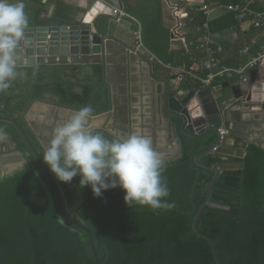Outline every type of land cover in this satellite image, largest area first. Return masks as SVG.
I'll use <instances>...</instances> for the list:
<instances>
[{
	"label": "trees",
	"instance_id": "obj_1",
	"mask_svg": "<svg viewBox=\"0 0 264 264\" xmlns=\"http://www.w3.org/2000/svg\"><path fill=\"white\" fill-rule=\"evenodd\" d=\"M56 1L63 3L66 0ZM164 1L167 2L121 0V3L127 14L139 20L145 44L161 59L171 60L174 55L169 51V44L174 39L163 22ZM206 1L223 6V15L210 21L211 16L200 9L176 0L188 11V16L182 19L181 29H189V32L182 33L190 53L186 52L185 43L181 44L182 51L184 57L190 55L189 58L193 59L187 65H198V74L199 66L202 67L206 60V52L199 46L198 37L210 35L215 45L217 42L212 37L215 32L233 27L240 21L236 13L228 11L225 6L243 4L245 0ZM251 6L252 11L264 12V0H257ZM168 7L173 21L171 6ZM253 15L247 14L244 20H251ZM205 25L208 31L203 29ZM263 42L264 17L259 27L251 25L247 31L241 32L238 42L222 43V50L216 52L219 63L213 70L220 65L235 67L244 64L247 56L239 54V49L248 46L252 54ZM58 66L41 67L52 71ZM94 68L93 72L99 75L101 67ZM26 72L24 77L17 78L24 79L20 85L13 81L10 88L0 92V115H7V110L16 112L25 108L26 111L34 101L76 111L89 105L90 98L102 85L101 75L94 78L84 74L77 76L75 72L72 80L53 74V81H48L43 71L32 73V69H27ZM238 79L237 75L215 77L205 87L221 81L236 83ZM184 85L195 89L202 87L197 80ZM19 88L25 90L21 92ZM47 94L56 96V99L47 98ZM106 108H92L90 116L103 113ZM214 140V137L197 139L185 136L182 157L164 162L162 175L170 189L164 202L171 206L155 211L136 204L131 209L125 204L124 192L119 187L106 190L97 197L90 186L79 187V176L71 183L60 182L43 163L62 198L65 214L91 231L100 264H216L208 242L192 229L196 210L205 198V184L214 174L212 170L197 165L194 157ZM243 146L242 158L227 157V161H238L243 166L221 171L210 187V203L217 206L205 205L197 223L199 231L213 240L222 264H264V148L253 142ZM20 149L27 152L23 143ZM35 149L41 156L45 151L43 147ZM201 161L215 165L223 159L213 152L204 155ZM0 264H95L87 234L61 217L50 187L29 154L26 166L0 177Z\"/></svg>",
	"mask_w": 264,
	"mask_h": 264
},
{
	"label": "water",
	"instance_id": "obj_2",
	"mask_svg": "<svg viewBox=\"0 0 264 264\" xmlns=\"http://www.w3.org/2000/svg\"><path fill=\"white\" fill-rule=\"evenodd\" d=\"M118 2L120 9H122L121 0H118ZM100 12L111 14L112 8L106 6L101 0H95L81 17L80 22L62 24L58 19L44 18L28 23L24 37L16 51L17 70L23 74L27 69H32L35 73L41 66H79L100 63L103 54L109 52L111 44V35H108L109 28L105 32L106 34H103L93 25L94 23L92 24L94 17ZM118 23L132 32L136 33L138 31V25L129 20H120ZM105 61L111 63L109 58H105ZM119 72L118 83L112 88V97L114 96L112 108L105 114L111 122L108 120L107 123L109 124L106 128H91L93 132L103 133L113 140L127 136L128 110L126 102L128 94H133L135 90L133 87L128 88V80L124 73L125 69L121 67ZM156 79L157 81L152 84V88L149 90L150 97L155 100V111L160 121H162L163 112L169 116L165 124L167 144L164 148H154L163 161L174 160L182 156L181 139L177 133V127L181 134L191 138H215L209 147L194 157L197 165L212 170L214 174L205 184V198L196 210L192 229L196 235L208 242L215 263L222 264L216 253L213 240L207 234L199 231L197 223L205 205L217 206L210 203V187L219 177L221 171L224 169H238L243 164L241 162H220L216 165H208L203 163L201 158L213 152L242 158L245 153L244 146L228 145L226 139L233 141L246 140L251 134L250 131L260 132L264 130V66H262L253 81L244 84L241 82L236 84L227 82L216 86L214 89L202 88L203 86L199 89L192 86L186 87L183 83L174 84L173 79L165 77ZM135 83L133 78L129 79L130 85H135ZM117 99L119 100L117 101ZM120 102H124L125 114L122 113V109H119L121 108ZM24 109L18 111L17 114L25 117L26 111ZM7 115V117H0V122L10 124L19 134L25 144L27 153L35 160L50 187L61 217L69 225L87 234L95 264H100L91 231L83 224L71 220L65 214L62 198L43 163V157L33 147L23 129L24 127L17 121L14 113L8 110ZM123 115L125 118L121 121L120 118ZM27 118L29 119L28 115ZM219 127H224L229 131V134L221 142L217 130ZM47 131L49 132V130ZM117 132L120 133V136L116 134ZM50 133L52 134V132ZM0 134L5 136V141L11 146V152H8V154H3L7 151V147H0V168L4 167L6 170L8 164L16 162V159L13 160L14 162L10 160L13 157L11 154L15 153L20 156L18 166L15 169L6 170L4 174L0 175V177H3L23 168L28 161L21 151L13 149L10 134L4 130H1ZM47 141L44 143L45 147Z\"/></svg>",
	"mask_w": 264,
	"mask_h": 264
},
{
	"label": "crops",
	"instance_id": "obj_3",
	"mask_svg": "<svg viewBox=\"0 0 264 264\" xmlns=\"http://www.w3.org/2000/svg\"><path fill=\"white\" fill-rule=\"evenodd\" d=\"M106 6H110L112 9L114 7H119L118 0H101ZM176 2V0H172ZM200 1V0H197ZM11 2H15V0H11ZM25 4V14L28 17V23L32 21L42 20L44 18L48 19H58L62 24H73L80 22L81 17L84 13L89 9L90 6L95 2V0H66L63 3H58L56 0H23ZM39 2V3H38ZM132 2V0H131ZM61 4V5H58ZM167 2L163 3V22L165 27L170 29L172 27L173 21L170 15L169 7ZM252 7V6H251ZM123 11H125L122 8ZM126 12V11H125ZM105 14V15H104ZM223 15L222 8H216L209 15L210 21L214 20ZM107 16V17H106ZM132 16V15H130ZM135 18L134 16H132ZM253 19V18H252ZM251 19V20H252ZM138 22V32H132L127 28L121 26L118 22L114 20V17L109 13L100 12L94 17L92 24L95 25L103 34H106L105 27H109L108 35H111V44L109 52L103 54L102 61L97 64L90 65H65L66 67H72V70L69 67L65 68V66H58L55 69L47 70L46 68L40 67L39 71H43L46 79L49 78L48 81H53V74L55 76H59L62 78H70L74 77L73 75L77 74V76L81 75H91L96 78L99 75L102 76V85L101 89L94 92L93 96L89 100V105L94 108L106 107V111L100 113L98 115L90 116L89 118V126L91 128H106L109 124L107 123L109 118H106L105 115L108 110L112 108V102L114 101V96L112 92L113 86H116L118 83V77L120 76L119 69L123 67L125 69L126 78L128 80V88H134L133 94H128V100L126 102L127 107V135L132 132H138L142 135H147L151 138L153 148H164L167 144V133H166V121L169 119V116L163 112L162 121L158 117V114L155 111V100L153 97H150L149 90L152 88V84L157 81L156 78H170L173 79L174 84L186 83L189 81L201 82V77L205 74V70L199 66L200 73L198 74V65L191 64L193 59H190L189 56L187 58L184 57L185 52L182 51L181 44H184L180 40L174 39L169 44V51L174 55L173 59L165 60L158 57L150 47L145 44V41L142 37V28L138 19L135 18ZM251 20H243L239 21L237 25H233V27H228L227 29H223L222 31L215 32L212 37H214V41H216L219 45L222 46V43H234L238 42L240 39V33L245 32L249 29V26L252 25ZM189 32L188 28H183L182 31ZM105 31V32H104ZM200 37V36H199ZM198 37V39H199ZM197 39V40H198ZM138 41V43H137ZM144 46V50H148L149 53L157 56L163 64L159 62L151 63L148 60V54L134 52V47L137 45ZM216 43V44H217ZM161 44V43H160ZM226 44V43H225ZM186 48H188L187 44H184ZM142 46L140 47L142 50ZM184 46V47H185ZM185 49V48H184ZM189 54L190 50H186ZM228 53V52H227ZM226 53V54H227ZM178 55V57H177ZM183 55V56H182ZM105 58H109L111 63H107ZM99 65L101 67V71L99 75L94 73L95 66ZM110 68V69H109ZM184 71H187L184 73ZM20 72V71H18ZM27 72L25 71L20 77H24ZM32 73H34L32 71ZM171 75L173 78H171ZM257 75V72L248 69L246 76L249 77V81H253L254 76ZM51 77V78H50ZM256 77V76H255ZM133 78L135 85L129 84V79ZM238 81L236 83L241 82L242 84L248 82H242L240 77H238ZM182 79V80H181ZM73 80V79H72ZM15 82L22 83L24 79H16ZM34 81V80H33ZM228 81H221L219 83H213L212 87H205L208 89H214L218 85H223ZM230 83V82H229ZM231 83V84H236ZM20 90V88H19ZM25 88L20 91H24ZM78 92H81L80 88H76ZM189 90V89H188ZM25 93V92H23ZM47 98H55L56 96H51L47 94ZM119 99H117L118 101ZM122 113L125 111L124 102H120ZM74 110L67 109L65 107H59L53 104H49L44 101L34 102L30 108L26 110V116L23 117L20 114L16 115L17 121L25 128L30 127L31 129H36L37 132L47 135L50 137L53 129L63 123ZM125 114V113H124ZM29 116V119L27 118ZM2 116V115H0ZM5 116V115H4ZM124 115L120 118L121 121L124 120ZM111 122V120H109ZM0 125L7 127L10 129V124L5 122H0ZM49 130V132L47 131ZM251 134L245 140L233 141L231 139H226L227 144L231 146H243V144H247L249 142H253L258 144L264 148V130L258 131H250ZM177 133L181 139V147L183 149V139L186 135L181 134L179 128L177 127ZM120 136V133H116ZM123 134V132H122ZM236 136V135H234ZM188 137V136H187ZM190 138V137H189ZM190 147V146H189ZM183 153V152H182ZM198 154V153H197ZM219 155V153H217ZM221 155L222 162H231L227 161V157H234L229 155ZM182 157V156H181ZM179 157V158H181ZM204 157V156H203ZM176 158V159H179ZM236 158V157H235ZM175 160V159H174ZM171 161V160H169ZM165 162V161H164ZM238 162V161H234ZM20 162H14L7 165L8 169H15ZM220 163V162H219ZM218 164V163H217ZM216 165V164H215ZM7 169V170H8Z\"/></svg>",
	"mask_w": 264,
	"mask_h": 264
},
{
	"label": "clouds",
	"instance_id": "obj_4",
	"mask_svg": "<svg viewBox=\"0 0 264 264\" xmlns=\"http://www.w3.org/2000/svg\"><path fill=\"white\" fill-rule=\"evenodd\" d=\"M24 9L23 0H0V92L22 75L17 70L16 51L28 24ZM136 47L134 52L144 53ZM92 112L90 105L82 106L53 129L42 157L56 179L71 183L79 176V187L90 186L97 197L119 187L131 209L133 204L154 211L170 207L164 202L170 195L162 175L164 161L151 138L132 132L120 139H107L89 126Z\"/></svg>",
	"mask_w": 264,
	"mask_h": 264
},
{
	"label": "built area",
	"instance_id": "obj_5",
	"mask_svg": "<svg viewBox=\"0 0 264 264\" xmlns=\"http://www.w3.org/2000/svg\"><path fill=\"white\" fill-rule=\"evenodd\" d=\"M187 2V5L190 6V8H198L203 13L207 16H209L212 11L216 8H223V6L216 5V4H211L208 3L206 0H183ZM257 0H245L243 4H228L225 6V8L228 11H232L236 13L237 18L240 21H243L244 18L247 16L249 13H253L254 17L251 20V23L254 27H259L261 24V20L264 17V12H259V11H252L251 10V4ZM196 4V5H195ZM195 5V6H193ZM189 8V7H187ZM171 14L173 16V25L170 28V33L173 39L180 40L181 42L186 44L185 37L183 36V33L180 32V29L183 25L182 19L188 16V11L187 9L183 6L180 7L177 2H174L171 6ZM111 15L114 17V20L116 22H119L120 20H132L135 21L137 24L138 22L124 12L122 9L118 7H114L112 9ZM206 25L203 27L205 31H208L206 29ZM199 46L203 48L206 52V60L203 62L202 68L205 70V73L207 72L205 77H201V82L203 86H209L211 81L215 77H228L232 78L235 77L236 75L240 77L242 82H248L249 77L247 78L246 73L248 69H252L257 72V74L260 72V69L262 66H264V42L260 44L258 49L251 54L250 48L248 46L241 47L239 49V54L247 56V61L244 64L235 66V67H228L224 65H220L219 68L216 70H213V68L219 63V59L216 57V52L222 50L221 45H213V40L210 37V35H203L200 36L199 39ZM213 45V46H212ZM142 46V43L140 46L136 47L135 50H139V52H146L148 54V60L151 63L159 62L160 64L162 61L155 55L149 53L148 50H144V46H142L143 50L140 48ZM215 48V49H214ZM144 52V53H145ZM187 71H184L186 73ZM256 76V75H255ZM254 76V79H255ZM253 79V80H254ZM219 133V141L221 142L223 138L228 134V130L225 129L224 127H219L218 129Z\"/></svg>",
	"mask_w": 264,
	"mask_h": 264
},
{
	"label": "flooded vegetation",
	"instance_id": "obj_6",
	"mask_svg": "<svg viewBox=\"0 0 264 264\" xmlns=\"http://www.w3.org/2000/svg\"><path fill=\"white\" fill-rule=\"evenodd\" d=\"M23 109L24 108H22L21 110H18V111H23ZM18 111H16V112H13L12 111V112L14 113V115H15V113H16V115H19V114H17ZM16 115H15V117H16ZM7 116L8 115L0 116V117H7ZM23 129H24L25 133L28 135L29 140L31 141V143H32V145H33L34 148H41V147H43L45 149L44 143L46 142V140H48L51 137L52 134L48 138L47 135L45 136V134L40 133V132H37L36 129H34V128L31 129L30 127H25ZM1 130H4L8 134H10V137H11V140H12V143H13V147H14L13 149L21 151L25 155L26 160L28 161V153L26 151H22L20 149V147L22 146L23 141L21 140V138H20L19 134L16 132V130L11 125H10V129H7V127H5L3 125H0V132H1ZM98 133H100V132H98ZM101 134H103V133H101ZM5 139H6L5 136H3V135L0 134V147L1 148L7 147V151L4 152L3 154H8V152H11V150H10L11 149V146H10V144L7 141H5ZM11 156H13L12 159H10L12 162H14L13 161L14 159H16V162H18V161L20 162V160H19L20 156H18L15 153L14 154H11ZM6 163H9V162H6ZM7 169L8 168H6V170ZM6 170H5L4 167H1L0 168V175L1 174H4L6 172Z\"/></svg>",
	"mask_w": 264,
	"mask_h": 264
},
{
	"label": "rangeland",
	"instance_id": "obj_7",
	"mask_svg": "<svg viewBox=\"0 0 264 264\" xmlns=\"http://www.w3.org/2000/svg\"><path fill=\"white\" fill-rule=\"evenodd\" d=\"M168 4L170 5V6H172V4H174V2L172 1V0H168ZM180 32L182 33V29H180ZM138 43V42H137ZM161 64H163V63H161Z\"/></svg>",
	"mask_w": 264,
	"mask_h": 264
}]
</instances>
